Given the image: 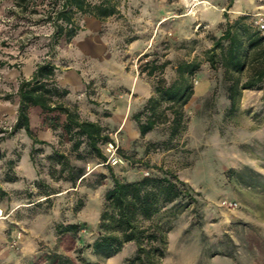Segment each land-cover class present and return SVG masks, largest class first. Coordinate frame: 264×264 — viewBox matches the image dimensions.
I'll use <instances>...</instances> for the list:
<instances>
[{"label": "rangeland", "instance_id": "obj_1", "mask_svg": "<svg viewBox=\"0 0 264 264\" xmlns=\"http://www.w3.org/2000/svg\"><path fill=\"white\" fill-rule=\"evenodd\" d=\"M56 1L0 0V98L17 99L16 75L31 77L36 64L51 61L58 84L69 91L64 102L76 105L82 119L102 125L113 149L103 147L105 163L85 150L79 158L61 129L31 110V128L48 143L37 146L34 162L24 131L0 142V264H51L53 254L71 264H81L82 257L99 262L87 245L97 235L112 186L108 167L128 181L170 171L192 189V200L182 198L143 222L170 227L163 264H264V93L245 90L238 110L229 113L222 71L203 61L212 37L225 29L224 12L256 26L264 0H121L119 14L104 21L81 16L77 35L52 47L53 28L42 19ZM195 58L203 63L185 107V132L168 149L163 125L141 138L133 115L159 78L171 82L177 63ZM151 60L170 64L149 77L144 66ZM12 110L3 113L5 131L13 125ZM53 150L82 167L84 179L75 185L52 180L49 170L57 166L47 156ZM100 174L107 178L98 184ZM37 179L54 193L41 194L45 186H34ZM68 224L80 230L60 235L57 227ZM135 251L134 243L126 244L100 264H123Z\"/></svg>", "mask_w": 264, "mask_h": 264}, {"label": "trees", "instance_id": "obj_2", "mask_svg": "<svg viewBox=\"0 0 264 264\" xmlns=\"http://www.w3.org/2000/svg\"><path fill=\"white\" fill-rule=\"evenodd\" d=\"M27 2V0H22ZM121 0H57L47 11L44 22L53 28L51 46H56L62 38L70 42L81 30L79 17L90 16L104 21L119 14ZM28 4V3H27ZM231 3L229 4V7ZM226 25L222 34L212 37V46L204 51V59L211 70L222 71V83L229 102V113L238 110L245 90H256L264 93V33L257 26L247 21L246 16L229 19L227 12L223 15ZM202 60L180 61L175 68V77L167 82L159 78L140 111L132 119L136 122L141 138L163 125L167 131V139L162 143L165 148L173 140H177L185 132L187 123L185 107L194 95V76L201 69ZM170 61H148L144 72L151 77L162 75ZM58 68L51 61L36 64L29 78L21 77L18 83L16 120L9 131L0 128V142L12 138L24 131L32 141L30 159L34 162V154L40 149L37 146L48 145L37 138L30 124V112L33 108L41 111L54 129L60 128L61 138L71 143V150L81 157L85 150L103 163L107 156L103 147L112 144V139L105 128L97 122L82 119L78 107L64 102L69 91L62 88L57 81ZM10 96L7 97V100ZM61 117L63 119L61 120ZM56 168L49 170L54 181H66L75 185L84 179V169L73 165L68 156L53 150L47 156ZM12 165V163L10 162ZM112 186L104 196V204L100 212L97 235L87 245L99 262H90L83 257L81 264H100L117 253L124 245L134 243L136 251L123 264H163L167 253L170 227L159 222H151L144 226L143 222L152 220L162 208L172 205L175 208L178 200L191 199L192 189L170 171H163L162 176L143 177L128 181L117 177L112 167H108ZM39 175V173H38ZM107 178L98 176V184ZM17 177H8L7 181H15ZM40 188L45 197L53 194L42 179L33 183ZM192 200V199H191ZM177 207V206H176ZM80 225H59L60 235L76 234ZM51 264H71L68 257L58 254L49 255Z\"/></svg>", "mask_w": 264, "mask_h": 264}, {"label": "crops", "instance_id": "obj_3", "mask_svg": "<svg viewBox=\"0 0 264 264\" xmlns=\"http://www.w3.org/2000/svg\"><path fill=\"white\" fill-rule=\"evenodd\" d=\"M34 72V70H32L31 74L32 75ZM20 76L17 74L16 75V81H17V86H16V89L17 90V87H18V83H19V78ZM3 78V75L1 73V70H0V96L2 95L1 92L4 90V81L2 80ZM29 78V76L27 77ZM17 106H18V102H17V99L15 98H11V100H7V99H3V98H0V114L2 115L0 117V119L2 118V120H0V123L3 121V113L7 112L8 110H12L14 109V107L16 108V111L12 110L13 112V116H12V122L14 123L15 120H16V113H17Z\"/></svg>", "mask_w": 264, "mask_h": 264}, {"label": "built area", "instance_id": "obj_4", "mask_svg": "<svg viewBox=\"0 0 264 264\" xmlns=\"http://www.w3.org/2000/svg\"><path fill=\"white\" fill-rule=\"evenodd\" d=\"M256 26H257V28L260 30V31H262L263 33H264V17L263 16H260L259 18H258V20H257V22H256ZM110 147H111V149H110V151L113 149V146L112 145H110ZM229 205L231 206V207H234V206H236V203H229Z\"/></svg>", "mask_w": 264, "mask_h": 264}]
</instances>
